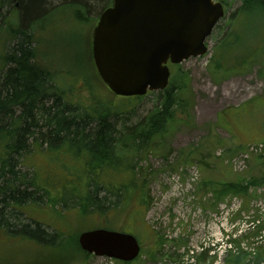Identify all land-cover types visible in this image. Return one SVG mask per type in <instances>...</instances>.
Here are the masks:
<instances>
[{
    "label": "rangeland",
    "instance_id": "374dc122",
    "mask_svg": "<svg viewBox=\"0 0 264 264\" xmlns=\"http://www.w3.org/2000/svg\"><path fill=\"white\" fill-rule=\"evenodd\" d=\"M83 1L47 0L44 16L28 22L34 36L35 60L40 69L51 73L47 77L49 81L55 80L63 87L72 84L73 98H84L90 105L104 103L107 98L118 106L130 98L107 91L94 73L91 58V31L102 8L109 3L88 0L91 3L87 5ZM226 5L224 22L239 5V0H228ZM1 13L4 15L0 18V54H3L11 46L4 38L8 34L5 25L19 24L20 13L13 6ZM221 23L222 20L220 27L206 39L204 55L190 57L179 64L182 71L188 72L183 97L189 101V107L169 121L166 130L154 135L132 160L130 171L141 203L133 199L135 192L126 197L130 188L119 197L118 210H105V214L92 211L82 215L79 207L50 205L45 197L39 204L16 205L19 213L14 210L15 216L6 211L16 231L0 227V264H121L106 257L84 254L74 247V237L80 230L99 227L137 236L142 249L139 258L129 264H237L228 263L224 257L228 249L225 240L232 227L245 228L249 220L252 226L244 232L252 231L249 240H253L254 246L260 243L263 232L259 231L264 229V184L253 192L250 203H245L248 208L241 211L236 210L241 202L239 197L228 196L214 205L212 195L197 190L204 179L227 182L263 171L254 157L239 171L228 161L238 153L239 145L264 138V13L239 15L233 28L241 37L240 44L234 55H227V60L232 65L238 60L242 65H236L225 74H215L211 63L214 46L229 32L225 23L224 26ZM246 56L249 61L243 64ZM155 93L130 100L135 118L142 117L153 106ZM249 101H256L263 113H257V109L254 114L245 109ZM240 107L245 108L235 116ZM65 147L44 152L41 146L34 144L23 156L22 167L19 166L21 171L27 172L28 179L34 172L51 198L62 195L65 186L69 191L74 189L72 195L79 196L84 191L86 176H69L64 171L80 172L86 154L75 155ZM183 162L187 163L181 164ZM126 173H115L108 168L102 179L107 183H121L124 178L127 182ZM63 184L66 185L62 187ZM26 216L48 231L55 227L63 235L62 240L51 246L21 233L17 226L30 221ZM241 244L247 252L255 254L249 260L243 259L241 264H264V258L257 257L256 249L249 250L253 245L248 241ZM201 248L209 250L205 258L199 255Z\"/></svg>",
    "mask_w": 264,
    "mask_h": 264
},
{
    "label": "trees",
    "instance_id": "16d2710c",
    "mask_svg": "<svg viewBox=\"0 0 264 264\" xmlns=\"http://www.w3.org/2000/svg\"><path fill=\"white\" fill-rule=\"evenodd\" d=\"M84 1L87 5L91 3L88 0ZM100 1L102 0H97V2ZM217 1L227 6L228 0ZM106 2L109 4L102 9L110 5V0H103L101 3L106 4ZM46 3L47 0H0V18L4 15L1 11L9 10L12 6L20 13L19 24L5 25L8 34L4 38L11 46L0 54V227L11 232L16 231V228L10 223L6 211L15 216L16 205L27 204V202L39 204L43 202L44 197L50 205H60L61 208L79 207L82 215L92 211L105 214V210H118L119 197L124 190L125 194L128 193L127 190L130 188L129 195L127 194L126 197L135 192L133 199L141 203L140 195L136 194V181L130 171L134 164L132 160L139 153L138 151L146 148L154 135L166 130V124L169 121L175 119L179 113H184L189 107V101L183 97L187 90L188 72L182 71L178 64L174 66L168 85L162 91L155 93L153 106L140 118H135L134 106L130 99L139 100L142 96L129 97V100L118 103V106L112 104L107 98L104 103L90 105L83 101L84 98H73L70 94L72 84L63 87L55 80L50 82L47 77H50L51 73L37 66L34 36L29 30L30 23H28L31 19L44 16L47 9ZM256 13H264V0H239V5L229 14L227 21L224 22L225 17L222 19L221 24L224 26L225 23L229 32L215 43V54L211 59L212 73L225 74L236 65H242L238 63V60L234 62V65L229 64L227 60L229 53L234 55L237 52L235 49L241 40L240 35L235 33L233 24L239 15H256ZM219 27L220 25L217 24L214 29L217 30ZM248 58L249 56L243 58L242 63L246 64L249 61ZM244 108L240 107L236 110L235 116ZM262 108H257L256 101H249L245 109L256 114L257 109V113L260 111L263 113ZM38 143L47 144V150L66 146L65 148L75 155L86 154L84 167L80 172L74 169L64 171V174L69 176H86L82 195H72L71 191L74 189L70 188L71 191H69L65 189L66 184H63L62 187H65L62 195L51 198L47 196L49 190L41 187L34 172L31 173L33 177L31 175L28 179L27 172L21 171L23 156ZM244 144L239 145V150L244 148ZM251 157H254L255 163L263 169L258 175L239 176L227 182L204 179L197 190H201L203 194L212 195L214 205L228 196L239 197L241 202L238 211L246 210L248 205L245 203L249 204L254 197L253 192L264 184V156L252 155ZM184 163L187 162L181 164ZM108 168L115 173L127 172L128 181L124 182L127 180L124 178L121 183L103 181L102 175ZM126 174L122 175L126 176ZM32 178L36 181L34 182ZM133 199L131 198L130 202ZM12 206L13 209H8ZM20 214L24 215L21 212ZM251 222V220L248 221L249 230ZM17 227L21 233L51 246L58 244L63 238L55 227L48 231L44 225L32 219L26 223L22 222ZM243 231L246 229L242 228L238 237L227 238L230 247L225 251L224 257L228 263L241 264L243 259L249 260L250 256L253 258L255 255L243 249L241 245L243 241L253 245V240H249L253 234L252 231ZM76 237H74L73 245L77 250L82 251L78 247ZM260 239V243H256L249 250L254 252L256 249L257 257L263 259L264 234ZM208 251V249H202L199 253L200 257L205 258Z\"/></svg>",
    "mask_w": 264,
    "mask_h": 264
},
{
    "label": "water",
    "instance_id": "95a60500",
    "mask_svg": "<svg viewBox=\"0 0 264 264\" xmlns=\"http://www.w3.org/2000/svg\"><path fill=\"white\" fill-rule=\"evenodd\" d=\"M223 14L214 0H113L92 31L91 56L100 80L127 97L164 89L168 62L205 54V40ZM78 244L87 253L122 262L140 251L132 234L104 228L80 232Z\"/></svg>",
    "mask_w": 264,
    "mask_h": 264
},
{
    "label": "flooded vegetation",
    "instance_id": "af4514ba",
    "mask_svg": "<svg viewBox=\"0 0 264 264\" xmlns=\"http://www.w3.org/2000/svg\"><path fill=\"white\" fill-rule=\"evenodd\" d=\"M40 145V143H38ZM41 147L43 148L44 152L47 150V144H42Z\"/></svg>",
    "mask_w": 264,
    "mask_h": 264
}]
</instances>
